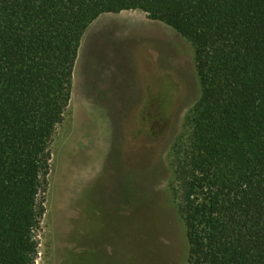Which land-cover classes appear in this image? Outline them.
<instances>
[{"label": "trees", "instance_id": "obj_1", "mask_svg": "<svg viewBox=\"0 0 264 264\" xmlns=\"http://www.w3.org/2000/svg\"><path fill=\"white\" fill-rule=\"evenodd\" d=\"M124 10L194 45L202 94L172 150L185 264H264V0H0V264L36 263L82 39Z\"/></svg>", "mask_w": 264, "mask_h": 264}, {"label": "rangeland", "instance_id": "obj_2", "mask_svg": "<svg viewBox=\"0 0 264 264\" xmlns=\"http://www.w3.org/2000/svg\"><path fill=\"white\" fill-rule=\"evenodd\" d=\"M137 15L140 25L119 22ZM80 51L51 145L35 264H185L172 150L202 94L194 45L124 10L96 19Z\"/></svg>", "mask_w": 264, "mask_h": 264}, {"label": "crops", "instance_id": "obj_3", "mask_svg": "<svg viewBox=\"0 0 264 264\" xmlns=\"http://www.w3.org/2000/svg\"><path fill=\"white\" fill-rule=\"evenodd\" d=\"M119 20H121L119 22L126 23L129 25H135V26L140 25V16L139 15H137V18H131V19H124L123 18V19H119ZM80 54H81V51H80ZM78 58L80 59V55ZM79 59H78V63H79ZM78 63L76 65V67L78 66Z\"/></svg>", "mask_w": 264, "mask_h": 264}, {"label": "bare ground", "instance_id": "obj_4", "mask_svg": "<svg viewBox=\"0 0 264 264\" xmlns=\"http://www.w3.org/2000/svg\"><path fill=\"white\" fill-rule=\"evenodd\" d=\"M66 212H67V211H66ZM66 212H65V213H66ZM65 216H66V215H65Z\"/></svg>", "mask_w": 264, "mask_h": 264}]
</instances>
